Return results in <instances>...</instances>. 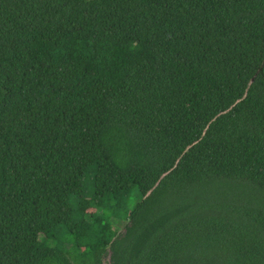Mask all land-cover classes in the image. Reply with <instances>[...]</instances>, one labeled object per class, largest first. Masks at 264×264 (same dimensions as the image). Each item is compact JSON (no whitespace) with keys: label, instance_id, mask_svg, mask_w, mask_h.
<instances>
[{"label":"trees","instance_id":"16d2710c","mask_svg":"<svg viewBox=\"0 0 264 264\" xmlns=\"http://www.w3.org/2000/svg\"><path fill=\"white\" fill-rule=\"evenodd\" d=\"M88 254L264 264V0H0V264Z\"/></svg>","mask_w":264,"mask_h":264},{"label":"rangeland","instance_id":"374dc122","mask_svg":"<svg viewBox=\"0 0 264 264\" xmlns=\"http://www.w3.org/2000/svg\"><path fill=\"white\" fill-rule=\"evenodd\" d=\"M103 178H104V182L106 184H109L113 188H116V189L127 188L129 186L128 180L118 178L109 169H105L103 171ZM86 206H87V203L85 201L81 202L78 205L77 209L74 211V216L77 218V220H79V231H82L86 226L85 222L83 221ZM112 224L113 225H111V226L103 225L101 228V232L104 235H112L114 233V231L121 232L124 221L114 220V221H112ZM56 247L61 248V243L57 242ZM96 247H97L96 243L92 245V248H96ZM22 260L23 259H20L19 262H21ZM87 260H88L87 264H92V258L89 254L87 255ZM100 264H109L107 256H102Z\"/></svg>","mask_w":264,"mask_h":264}]
</instances>
